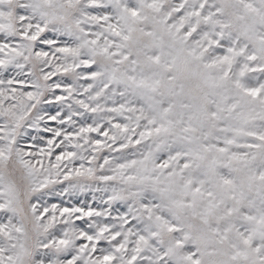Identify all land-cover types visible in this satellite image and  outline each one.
I'll return each mask as SVG.
<instances>
[{
	"label": "snow or ice",
	"instance_id": "snow-or-ice-1",
	"mask_svg": "<svg viewBox=\"0 0 264 264\" xmlns=\"http://www.w3.org/2000/svg\"><path fill=\"white\" fill-rule=\"evenodd\" d=\"M0 264H264V0H0Z\"/></svg>",
	"mask_w": 264,
	"mask_h": 264
}]
</instances>
